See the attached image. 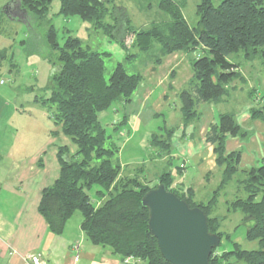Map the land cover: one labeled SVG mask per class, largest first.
<instances>
[{"label":"trees","instance_id":"16d2710c","mask_svg":"<svg viewBox=\"0 0 264 264\" xmlns=\"http://www.w3.org/2000/svg\"><path fill=\"white\" fill-rule=\"evenodd\" d=\"M54 0H14L19 15L29 25L49 21V12ZM59 16L66 19L80 18L95 31L111 38H118L122 47L131 54L128 40L139 53L150 55L145 63L159 65L167 56L175 53L196 54L191 62L193 77L188 88L179 94L180 113L183 124L188 126L200 117L199 106L227 102L229 84L242 79L237 71L240 66L230 61L234 54L243 53L247 59H259L264 65V0H199L196 7L198 24L190 26L184 8L187 0H131L141 10L155 7L159 16L148 28L132 26L126 8L118 10L114 0H59ZM4 16V13H2ZM109 17L110 20H109ZM1 18V17H0ZM1 30V28H0ZM61 44L58 31L50 25L45 34L46 52L52 63L51 85L45 89L49 95L36 98L49 110L51 119L75 147H57L60 166L58 178L41 191L38 206L51 232L61 235L68 221L79 213L81 229L94 245L108 249L113 257L123 264H170L162 256L156 238L148 227L149 213L142 206V198L159 184L185 200L191 208L199 207L208 216L210 232L225 237L222 231L226 216L219 218L216 209L220 195L233 181L239 186L229 210L252 216L248 226V241H257L258 251H248L233 242L232 251L213 250L210 264H264V164L241 169L242 151L227 154L228 137L245 140V132L237 121L236 114L225 112L219 115L206 140L213 146L215 164L220 172V183L208 202L198 201L193 188L180 191L174 188V177L162 171L151 186L145 164L123 169L119 154L130 135L126 113L110 126L103 125L100 115L107 111H119L132 102L144 78L141 74H129L122 63L114 69L111 77H105V58L110 54L91 50L71 31ZM132 38V39H131ZM200 50L201 52H198ZM40 53L33 49L29 54ZM7 52L0 51V68ZM54 57V58H53ZM10 63L9 73L15 69ZM237 70V71H236ZM3 83V81H2ZM256 90L250 92L254 97ZM253 120L264 122V105L250 109ZM155 117H160L156 115ZM166 121V120H165ZM127 128L125 135L122 130ZM178 126H164L152 133L148 143L153 149V159L169 156L173 148V136ZM56 137L59 135L55 133ZM43 159L39 160V166ZM146 168V169H145ZM181 172V165L177 168ZM231 236L227 235L230 240Z\"/></svg>","mask_w":264,"mask_h":264},{"label":"rangeland","instance_id":"374dc122","mask_svg":"<svg viewBox=\"0 0 264 264\" xmlns=\"http://www.w3.org/2000/svg\"><path fill=\"white\" fill-rule=\"evenodd\" d=\"M12 2H14V0H0V51L5 50L7 52L6 60L0 68V134H4L2 135V139H0V146L5 147L7 145H13L15 148L14 159L20 158L22 159L23 163L29 162L34 157L39 158L42 156L45 159L47 170L44 175H40L39 180H41L40 183L43 182L44 185H50L52 181L56 179L55 177L58 174L57 168L55 169L54 167V164L57 163L55 158L57 147L67 145L72 148V151L75 150V147L72 145L70 139L61 132V127L57 126L51 119L49 110L40 102L36 101V98L38 97L41 98L44 96L47 98L49 93H46L45 89L48 88L52 83L51 74L54 69L52 63L48 60L50 53L46 52V47H44V38L49 26L53 25L58 31V38L61 44L63 43L64 37L67 34L66 30H68L72 32L71 34L74 37L80 38L83 41V44L88 46L91 50L109 53L110 56L105 58V77L107 79L111 77L116 66L119 63H122L129 74L139 73L144 79H146V81L150 82L146 70L148 68L151 69V67L155 66L156 64L153 65L145 63L150 55L139 53L136 48H133L134 42L132 40H128L127 45L129 47L130 53L134 55L132 58L128 59L127 52L122 47L117 37L111 38L104 35L102 32L95 31L89 23L83 22L78 17L66 19L63 16H59V0H54L51 5L48 17V19H50L49 21L41 22L35 25L33 23L32 26L29 25L25 20L14 18L15 16L19 15L20 11L18 5L11 6ZM198 2L199 0H187L186 6L183 10L188 23L192 27H196L198 24V17L196 16V7ZM219 3L220 2L217 0L214 4L215 6H218ZM114 5L127 9L128 16L135 30L148 28L153 21H158L161 19L155 7L148 10L145 7L146 4L141 5L143 10H141V7L136 2L131 0H114ZM2 13H4V16ZM33 49H37V51L40 53L29 54V52ZM198 52L201 51L198 50ZM182 56H186L185 58H187L188 62L180 66L178 65L177 61L179 58L181 59ZM195 56L196 54L193 53H182L176 57H167L162 60V63L154 67L158 68L160 72H166L162 78V84L165 83V85H163L165 90H167V79L169 82L173 77L172 72H168L169 69H171V67L178 66V80L174 81V85H176V87H180L179 85L181 83L187 81V77L189 76V68H191V62ZM183 61L185 62V60ZM230 61L240 66L239 70L236 71L241 74L242 79H236L231 84H229L228 89L230 91V97H228V101L225 102L224 105L217 107L218 110L233 112L238 115V113L241 111H245L244 108L248 105L250 106V109L256 106L262 107L264 105V65L262 61L259 59L249 60L245 58L243 53L232 55L230 57ZM10 63L14 64L16 68L13 71V77L11 79H6V73ZM180 68L182 69L181 72ZM2 81L3 83H1ZM243 81L249 87L244 86L243 84L245 83ZM250 87L253 89L251 90ZM186 88H188V86L185 87V89ZM240 88H243L245 91L241 93ZM234 89L237 93H233V91H235ZM254 89L257 91L255 94H253L254 97H251L250 93L246 91L252 92ZM183 90L178 91L177 95H174L175 93L169 87L167 91L168 94L177 97L178 109H176L178 110L179 114L181 107L179 94ZM160 91L161 89H158V92ZM142 92L143 89L140 91L138 90L134 94L132 102L128 103L126 108L123 109L118 107L119 111H116L117 114H115L112 110L102 113L100 115V121L103 125L110 126L115 121L120 119V117L125 113L127 115L130 114L132 116V118L130 116L132 120L131 125L129 124L126 127L131 128L134 132L135 126L131 127L133 125V116L135 115L133 113L143 112V115L141 116V128L137 133L131 134L129 142L124 143L123 149L120 152L118 158L122 165L128 164L130 166V171L135 169L134 166L138 165L139 167L142 163L145 164L147 166L146 168H148V180L152 181L151 186H156L158 182L155 181V179L158 177H155L154 175L155 172H159L155 170L161 171V167L153 170L155 164L158 163H154V160H152V149L149 146L150 144H147L152 133L158 132L159 128L164 126L165 120L163 117L154 116L152 113L153 111L150 110L152 108L150 106L151 102L147 107L143 106L144 104L141 102L143 99ZM140 98L141 100H139ZM168 108L170 107H164L162 109V113L167 114ZM199 124H205V120H202ZM247 125V128L250 130H245L242 126L241 127L245 130V132L250 133V136L245 140H242L239 137L236 138L242 141H247L253 136V133L258 138L261 135H264L263 126L262 128L258 127L252 122ZM126 127L124 130H122V134L124 135L127 130ZM208 130L206 134L208 133ZM58 132L59 135L56 137L54 134ZM7 148L9 147H6L5 149ZM2 150L3 149L0 150V156L4 155ZM230 153L227 152V154ZM178 164L179 161L176 160L175 165ZM262 164H264V160L256 167H259ZM240 167L243 169L241 165ZM1 168L2 167L0 165V169ZM216 168L217 166L215 169ZM186 170H188L189 175L192 174V170H190L189 167L187 169L185 163L181 164V172H184L182 181L185 184L187 182L185 180L187 179ZM215 172L208 176L209 181L206 180V182L209 184L200 188L198 192V199L200 201L202 200L206 203L212 198L213 192L216 190L217 185L219 184V182H217L218 179L216 180L214 176L220 172L218 169ZM12 176L13 175H9L8 178L11 179ZM218 178H220V174L218 175ZM175 185L179 186V188L175 187ZM180 185L181 183H174V188L180 189V191H182L183 189ZM238 191L239 186L235 183V181H233L231 184L225 187L219 198L220 201L216 209V215H218L219 218L224 216L227 217L222 228V231L226 235L221 240L219 250L232 251L235 248L233 243L235 242L244 250L258 251L260 249L259 243L257 241H248L246 238L249 230L248 226L241 225L242 220H245L246 217L240 211L234 212L227 209L228 204L234 200V197L237 195ZM78 218L82 220L81 215L76 213L72 218V225L79 222ZM252 221L247 220L250 227L252 226ZM227 235L231 236L230 240L227 239Z\"/></svg>","mask_w":264,"mask_h":264},{"label":"crops","instance_id":"0c3cea01","mask_svg":"<svg viewBox=\"0 0 264 264\" xmlns=\"http://www.w3.org/2000/svg\"><path fill=\"white\" fill-rule=\"evenodd\" d=\"M117 7L118 10H122L123 8ZM110 18L111 17H109V20ZM180 54L182 53L167 57H176ZM185 57L186 56H182L181 59L177 58L178 65L182 66V64L188 62ZM183 60H185V62ZM155 66H152L153 68L151 67V69L147 66L148 71L146 70V72L150 82L146 81V79L143 80L138 89L139 91L143 89V99L141 100L140 98L139 100H141L145 107L151 102L150 106L152 108L150 110L153 111L152 113L154 116L160 115V117L166 120L165 122H167L169 126L175 125L178 126V129L173 136L172 153L169 156L154 159V163L156 162L158 164H155L153 170L161 167V171L155 170L159 173L155 172L154 176L158 177L162 171L171 172L175 179V184L181 183L180 186L183 190L193 188L198 199L200 188L209 184L206 182V180L209 181L208 176L217 171V168L215 169L216 164L213 147L206 142L205 136L207 130L213 124H216L219 115L226 112L218 110L217 108L220 105H224L225 101L218 104L207 103L200 105L199 119L185 126L182 122L181 113L179 114L177 110V97L168 94L167 91L169 87L175 93L174 95H177L178 91L188 86L193 77V72H191V68H189L187 81L181 83L179 85L180 87H176L174 81L178 80V66L171 67L168 72H172L173 77L169 82L167 79V90H165V88H163L165 83L162 84V78L166 72H160L158 68H154ZM8 71L9 68L6 73V76L9 77H6V79H11L13 77V70H11L12 74ZM181 71L182 69L180 68V72ZM243 85L247 86L246 83ZM158 89H161V91L158 92ZM252 89L253 88H251V90ZM240 90L241 93L245 91L243 88H240ZM246 92L250 93L249 91ZM233 93H237L236 90L233 91ZM164 107H170L168 108L167 114L162 113ZM244 110L245 111L238 113L236 118L245 130H250L247 128V124L250 122L255 123L258 127L262 128L263 126L264 128L263 122L251 118L249 105L246 106ZM133 114L135 115L133 116V125L131 127L135 126V131L133 132L131 128H128L130 130V135L126 143L129 142L131 134L137 133L142 125L141 116L143 112ZM131 118H128V125H131ZM202 120H205V124L203 125L199 124ZM2 135L4 134H0V139H2ZM147 145H149V143ZM6 147L9 148L5 149ZM1 149H3L4 155L0 156V165L2 167L0 169V264H31L28 256H40V262L42 264H123L119 259L113 257L108 249L94 246L86 238L81 229L82 220L80 218H78L79 222L72 225L73 222L71 221L73 216L68 221L64 232L61 235H55L51 232L45 219L40 215L38 206L41 199V191L53 184L60 173V166L57 159L58 150L55 152L57 163L54 164L58 174L50 185H44L43 182L40 183L41 180H39L40 175H44L47 170L45 159L42 156L39 158L34 157L29 162H26L27 164L25 162L24 164L22 159H14L15 148L13 145H7L5 147L0 146V150ZM226 150L228 153L242 151L241 166L243 169L256 167L264 160V135L258 138L253 133V136L247 141L229 137L226 142ZM40 159H43V164L41 166H39ZM176 160L179 161L178 165H175ZM183 163L186 164L187 169L189 167L190 170H192L191 175H189L188 170H186V184L182 181L184 172L177 171L178 166ZM122 166L123 169L130 167L128 164ZM219 174L214 177L216 180L218 179L217 182L220 183L221 178H218ZM9 175H13L11 179L8 178ZM175 187L179 188V186L176 185Z\"/></svg>","mask_w":264,"mask_h":264},{"label":"water","instance_id":"95a60500","mask_svg":"<svg viewBox=\"0 0 264 264\" xmlns=\"http://www.w3.org/2000/svg\"><path fill=\"white\" fill-rule=\"evenodd\" d=\"M142 206L148 210L149 230L168 263L210 264V257L220 246L221 237L210 232L208 216L201 208H191L164 184L145 194ZM247 220L252 221L253 217H246Z\"/></svg>","mask_w":264,"mask_h":264},{"label":"built area","instance_id":"2783aa9c","mask_svg":"<svg viewBox=\"0 0 264 264\" xmlns=\"http://www.w3.org/2000/svg\"><path fill=\"white\" fill-rule=\"evenodd\" d=\"M28 259L31 264H42L40 262V256H28ZM132 261H133L132 258H129L126 260L125 264H130Z\"/></svg>","mask_w":264,"mask_h":264}]
</instances>
